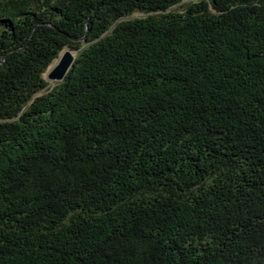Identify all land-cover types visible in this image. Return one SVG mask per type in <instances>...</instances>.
I'll return each instance as SVG.
<instances>
[{"label":"trees","instance_id":"16d2710c","mask_svg":"<svg viewBox=\"0 0 264 264\" xmlns=\"http://www.w3.org/2000/svg\"><path fill=\"white\" fill-rule=\"evenodd\" d=\"M0 264H264V0H0Z\"/></svg>","mask_w":264,"mask_h":264},{"label":"water","instance_id":"95a60500","mask_svg":"<svg viewBox=\"0 0 264 264\" xmlns=\"http://www.w3.org/2000/svg\"><path fill=\"white\" fill-rule=\"evenodd\" d=\"M75 54L71 51H66L63 53L61 58L57 61L56 65L52 67L51 71L47 74V79L53 82H59L63 80L66 73L69 72L72 67Z\"/></svg>","mask_w":264,"mask_h":264},{"label":"rangeland","instance_id":"374dc122","mask_svg":"<svg viewBox=\"0 0 264 264\" xmlns=\"http://www.w3.org/2000/svg\"><path fill=\"white\" fill-rule=\"evenodd\" d=\"M51 69H52V67L49 69V71H48V72H50V71H51ZM48 72H46V75H45L46 77H47V74H48Z\"/></svg>","mask_w":264,"mask_h":264}]
</instances>
